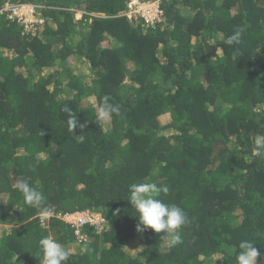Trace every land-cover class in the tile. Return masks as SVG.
I'll list each match as a JSON object with an SVG mask.
<instances>
[{
  "label": "trees",
  "instance_id": "obj_1",
  "mask_svg": "<svg viewBox=\"0 0 264 264\" xmlns=\"http://www.w3.org/2000/svg\"><path fill=\"white\" fill-rule=\"evenodd\" d=\"M129 1L0 0L42 20L0 17V264H41L48 235L66 264H237L241 241L264 264V0H161L154 24L130 20ZM104 96L120 115L99 122ZM65 105L84 128L69 130ZM142 182L187 213L182 243L137 230L129 186ZM76 212L104 220L80 244L63 219Z\"/></svg>",
  "mask_w": 264,
  "mask_h": 264
},
{
  "label": "clouds",
  "instance_id": "obj_2",
  "mask_svg": "<svg viewBox=\"0 0 264 264\" xmlns=\"http://www.w3.org/2000/svg\"><path fill=\"white\" fill-rule=\"evenodd\" d=\"M2 10H0V17L5 14L1 13ZM160 10L163 13V10L161 9V0ZM161 18L162 15L160 20ZM243 32V28H238L233 35L226 39L225 43L228 45L239 43ZM62 110L69 114V130L74 132L79 124L77 116L72 114V109L67 105H65ZM119 115L120 106L113 104L108 96H104L97 112V121L108 122L111 121L113 116ZM79 127L84 128L85 125L79 124ZM76 138L82 142L85 136L76 135ZM15 187L22 194L25 204L40 209L42 217L49 215V209L43 207L46 200L44 193L34 187L30 182V179L23 177L17 178ZM129 187L130 192L128 200L130 201L134 210L139 214L136 216L139 221L137 230L142 232L147 229H152L158 234L162 233L163 235L161 240H168L170 238V247H174L182 243V229L190 222V220L187 213L181 207L175 204L165 203L164 200L160 198L161 194L166 195L169 192V187L166 185H159L156 182H142L138 184H132ZM77 213L82 214L80 212L66 214ZM64 221L68 223L65 219ZM77 242L80 244L78 240ZM38 245L43 253V261L41 264H66L70 257V250L64 247L51 235L42 237L38 241ZM239 249L240 251L236 256L237 264H257V258L261 253L253 243L250 241H241L239 244Z\"/></svg>",
  "mask_w": 264,
  "mask_h": 264
},
{
  "label": "built area",
  "instance_id": "obj_3",
  "mask_svg": "<svg viewBox=\"0 0 264 264\" xmlns=\"http://www.w3.org/2000/svg\"><path fill=\"white\" fill-rule=\"evenodd\" d=\"M36 6L31 4L11 5L6 4L1 13H5L11 19H17L24 26L25 30H30L42 24V20L37 17ZM130 20L143 18L147 24H154L160 20L162 12L160 10V0L150 3H142L140 0H130L128 10L125 14ZM64 219L75 227V235L81 243L85 240L83 228L90 225L95 229H102L104 220L100 215L93 213L66 214Z\"/></svg>",
  "mask_w": 264,
  "mask_h": 264
},
{
  "label": "rangeland",
  "instance_id": "obj_4",
  "mask_svg": "<svg viewBox=\"0 0 264 264\" xmlns=\"http://www.w3.org/2000/svg\"><path fill=\"white\" fill-rule=\"evenodd\" d=\"M77 18H81V14L80 13H78ZM72 66H73V68H75L74 70L77 73H80L81 74V76L86 77V76L89 75V72L88 71H85L84 65H81V64H78V63H72ZM74 247L76 249L78 248V246L76 247V245Z\"/></svg>",
  "mask_w": 264,
  "mask_h": 264
}]
</instances>
